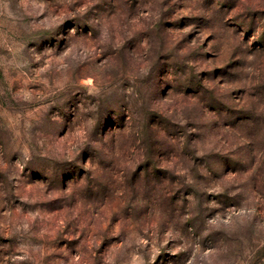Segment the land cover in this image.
I'll use <instances>...</instances> for the list:
<instances>
[{
	"label": "clouds",
	"instance_id": "9594fccd",
	"mask_svg": "<svg viewBox=\"0 0 264 264\" xmlns=\"http://www.w3.org/2000/svg\"><path fill=\"white\" fill-rule=\"evenodd\" d=\"M262 45L264 0H0V264H264Z\"/></svg>",
	"mask_w": 264,
	"mask_h": 264
},
{
	"label": "rangeland",
	"instance_id": "374dc122",
	"mask_svg": "<svg viewBox=\"0 0 264 264\" xmlns=\"http://www.w3.org/2000/svg\"><path fill=\"white\" fill-rule=\"evenodd\" d=\"M185 23H187L186 20L181 21V22L179 23L178 26L182 27V26H184ZM201 23H202V21H201ZM262 47H264V45H262ZM87 82H88V81H85V83H87ZM257 87H258V91H259L260 93L264 94V84L258 85Z\"/></svg>",
	"mask_w": 264,
	"mask_h": 264
},
{
	"label": "snow or ice",
	"instance_id": "6c2138e0",
	"mask_svg": "<svg viewBox=\"0 0 264 264\" xmlns=\"http://www.w3.org/2000/svg\"><path fill=\"white\" fill-rule=\"evenodd\" d=\"M87 83H89V84H90V83H91V81H88Z\"/></svg>",
	"mask_w": 264,
	"mask_h": 264
}]
</instances>
